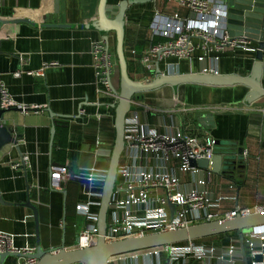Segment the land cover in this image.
I'll use <instances>...</instances> for the list:
<instances>
[{
  "label": "crops",
  "instance_id": "obj_1",
  "mask_svg": "<svg viewBox=\"0 0 264 264\" xmlns=\"http://www.w3.org/2000/svg\"><path fill=\"white\" fill-rule=\"evenodd\" d=\"M119 1L108 0L112 4ZM98 3L99 0H61V13L51 15V19L56 22L88 21L95 15ZM39 5L40 0H4L0 15L10 16L9 12L15 7L21 10ZM157 12L167 15L187 13L185 8L177 6L175 0L134 4L127 11L125 51L128 61L134 66L131 76L136 80L146 79L139 57L151 45L150 25ZM99 36L94 31L68 28L41 30L28 24L0 27V84L17 102L41 107L38 112L12 109L3 115V123L17 127L22 135L18 143L25 160L24 166L22 156L13 144L0 151V195L6 201L0 202V230L14 236L16 248L34 251L37 246L36 214L24 205L29 200L37 207L39 239L45 250L57 249L63 240L66 247H75L77 233L69 232L66 236V228L70 226V221L79 229L87 223L76 211L77 203L84 200L87 181L74 175L82 168L108 169L105 152L110 148L115 133V108L112 104L116 96L112 88L108 90L104 84L98 86L96 83L91 47ZM114 37L111 32V43ZM201 54L198 50L193 58L181 60L180 73L202 71V64L198 61ZM173 61L169 59L161 65L165 68L167 62ZM254 61L251 53L239 49L226 50L221 54L218 71L245 76L250 73ZM45 65L50 66L44 76L26 74V71H36ZM18 71L22 73L16 77L14 73ZM170 92L174 95L170 88L165 87L147 93L142 103L176 109L179 105L174 104ZM246 92L244 86L187 85L179 90L182 102L190 107L214 105L219 108L215 111L180 113V122H190L193 134L204 141L216 138L239 140L246 150V166L241 178L238 172H235V178L211 175L209 189L216 196L237 197L235 200H223L224 210L237 206H264V97L248 105L244 101ZM80 109L83 111L80 112ZM222 110L232 113L219 114ZM209 113H214L215 125L203 122L207 117L201 118L202 114ZM147 118L152 126L158 127L156 115L152 113L150 116L149 113ZM163 120L169 123L168 116ZM212 126L213 130L210 129ZM61 140L65 150L64 161L55 151L59 149L56 143ZM19 162L21 165L16 166ZM59 165H67L73 175L63 184V190L50 187V167ZM183 177L187 179L190 176L186 174ZM239 179L241 183L237 182ZM230 184H235V187L230 188ZM67 215L69 222H66ZM230 234L229 237L235 239L224 242L219 235L210 240L220 244H240V233ZM30 261L8 256L3 264H29Z\"/></svg>",
  "mask_w": 264,
  "mask_h": 264
},
{
  "label": "built area",
  "instance_id": "obj_2",
  "mask_svg": "<svg viewBox=\"0 0 264 264\" xmlns=\"http://www.w3.org/2000/svg\"><path fill=\"white\" fill-rule=\"evenodd\" d=\"M175 1L187 13L167 15L157 12L154 15L150 25L151 45L139 57L146 75L145 81L155 76L157 62L165 75L180 73V61L193 58L198 50L202 53L198 56L202 72L207 73H219L221 54L226 50L239 49L251 53L255 59L257 44L231 37L225 0ZM91 49L96 83L98 86L102 83L111 90L108 77L113 73L114 56L110 47L99 36ZM169 59L174 61L162 67L161 64ZM49 66L26 71V74L44 76ZM21 73L18 71L14 75L19 77ZM0 94L3 108L17 107L24 112H38L41 109L17 102L2 84ZM178 97L172 94L174 104L179 105L176 109L144 104V98L133 101L137 109L130 111L125 119L126 144L120 160L116 190L108 208L107 242L264 211V206H237L231 210L222 208L223 200H235L236 195L216 196L209 189L213 173L211 166L204 169L191 165V160L202 158L211 163L216 151V139H200L192 133V124H182L179 118L180 113L215 111L219 108L214 105L190 107ZM149 113L157 116L158 127L150 124L147 118ZM165 116L169 118L168 124L163 120ZM114 138L115 133L109 149L113 147ZM20 165V162L16 164ZM107 171V168L90 167L82 168L74 175L87 181L83 191L84 200L76 205L77 213L87 223L79 229L75 247H88L97 242L99 209ZM50 172V187L57 190H63V184L73 177L67 165L51 166ZM186 174L190 176L187 179L183 177ZM229 187L234 188L235 184ZM172 205L175 206L174 211ZM74 226L77 228L76 224ZM0 252L32 251L16 248L14 236L0 230ZM168 254L170 264H190L197 259H203L206 264H264V224L254 226L249 234L243 233L240 244L192 240L114 255L109 257L108 264H164V257L166 259ZM32 263L33 260L29 264Z\"/></svg>",
  "mask_w": 264,
  "mask_h": 264
},
{
  "label": "water",
  "instance_id": "obj_3",
  "mask_svg": "<svg viewBox=\"0 0 264 264\" xmlns=\"http://www.w3.org/2000/svg\"><path fill=\"white\" fill-rule=\"evenodd\" d=\"M4 0H0V6ZM154 0H120L112 4L108 0H99L95 15L85 21L81 19L75 22H56L51 15L61 13V0H40L39 7H15L9 12L10 16L0 15V27L4 25L28 24L36 29L44 28H68L94 31L102 35L110 47L111 32L116 36V53L118 57V75L120 86L113 83V74L108 77V82L116 96L112 106L115 108V138L112 149L105 154L109 155V166L102 188L101 205L99 209V236L97 242L88 247H66L65 240L57 249H43L38 230L37 207L29 201L24 203L36 214L37 224V246L34 251L23 252H0L1 264L8 256H15L33 260L32 264H108V259L114 255L151 249L160 246H171L173 244L185 243L192 240L216 237L219 235L239 232L240 238L244 229L264 224V211H257L247 216H238L232 219H219L201 222L188 227L172 229L162 232H152L144 235L127 237L120 240L107 242V216L108 208L113 193L116 190V182L121 156L125 147V119L130 111L137 109L133 101L143 99L147 93L162 88H170L175 95L179 94L181 87L187 85H201L210 87H235L244 86L246 95L244 101L250 105L264 97V0H225L227 4L228 29L233 39H244L257 44L255 61L248 75L237 73H207L188 72L173 75H165L161 72L160 63L157 62L155 76L150 81L135 80L128 72V62L125 51L126 15L134 4H143ZM52 20V21H51ZM77 23V24H76ZM19 109L17 107L3 108L1 106L0 94V151L7 145L13 144L20 151L19 139L22 137L15 126L3 123V115L8 110ZM21 110V109H19ZM48 111H51L48 109ZM232 113L222 110L219 114ZM207 117L205 124L215 125L214 113L202 114ZM212 121V122H211ZM213 126L210 128L213 130ZM226 145H223V144ZM216 151L211 163L208 159H193L191 165L207 169L211 166L214 174L226 175L235 178L238 172L240 178L245 169V148L239 140L216 138ZM223 146V149L218 147ZM102 153V151H101ZM104 153V151H103ZM22 161L25 166L23 155ZM241 179L237 180L241 183ZM57 190V189H56ZM65 193V191H63ZM0 202L6 203L0 195ZM174 211L175 206L172 205ZM65 222V221H64ZM165 264H170V257L165 259ZM190 264H206L203 259H197Z\"/></svg>",
  "mask_w": 264,
  "mask_h": 264
},
{
  "label": "rangeland",
  "instance_id": "obj_4",
  "mask_svg": "<svg viewBox=\"0 0 264 264\" xmlns=\"http://www.w3.org/2000/svg\"><path fill=\"white\" fill-rule=\"evenodd\" d=\"M148 3V2H147ZM113 48V47H112ZM111 53L113 54V56H114V58H113V60H112V64H113V83H114V85L116 86V87H119L120 86V83H119V75H118V63H117V59H116V55H115V53H114V49H112V51H111ZM171 93V95H170V97L172 96V92H170ZM181 94V95H180ZM169 96V95H168ZM179 97V99L181 100V101H183L182 99H183V97H182V93H179V95H178ZM151 104V103H150ZM153 105L154 106H158V104H154L153 103ZM150 116H152V113H150ZM223 145H226L225 143L223 144ZM219 149H223V146H219L218 147V150ZM84 222V221H83ZM251 231H252V227L251 228H246V229H244V231H243V233L244 234H249V233H251ZM74 233L76 234V236H78V233H79V228H76V227H74ZM230 235H232V234H223L222 236H221V238H222V240L221 241H224V242H226V241H230V240H233V239H235L234 237H229ZM212 237H209V238H207V239H204V240H201L202 242H206V243H210L211 242V239ZM78 240V237H75V241H77ZM208 240H210V241H208ZM164 264H165V257H164Z\"/></svg>",
  "mask_w": 264,
  "mask_h": 264
},
{
  "label": "trees",
  "instance_id": "obj_5",
  "mask_svg": "<svg viewBox=\"0 0 264 264\" xmlns=\"http://www.w3.org/2000/svg\"><path fill=\"white\" fill-rule=\"evenodd\" d=\"M110 50L112 51V49H114V53H115V55H116V59H117V63L119 64V62H118V57H117V53H116V36L114 37V40H113V42L111 43V41H110ZM113 47V48H112ZM126 53V52H125ZM127 62H128V72H129V74H130V76H131V74H133V71H134V66L132 65V63H130V61H128V59H127ZM132 77V76H131ZM133 78V77H132ZM134 79V78H133ZM136 80V79H135ZM57 146H59V149H57V150H55V151H57V154H58V156H59V158L61 159V160H65V150H64V146H63V141L61 140V141H59V143L57 142L56 143V147ZM67 205H68V203H67ZM66 222H69V220H68V215H67V217H66ZM70 223V226L69 227H67L66 228V236H67V234L70 232H72V233H74V225H71V221L69 222ZM68 223V224H69ZM75 234V233H74ZM227 234H230V233H227ZM204 239H207V238H203V239H199V241H201V240H204ZM67 242V241H66Z\"/></svg>",
  "mask_w": 264,
  "mask_h": 264
}]
</instances>
